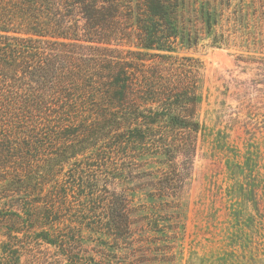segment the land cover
<instances>
[{"label":"trees","instance_id":"obj_1","mask_svg":"<svg viewBox=\"0 0 264 264\" xmlns=\"http://www.w3.org/2000/svg\"><path fill=\"white\" fill-rule=\"evenodd\" d=\"M200 43L264 65V0H0V264H87L83 230L130 242L129 190L181 189Z\"/></svg>","mask_w":264,"mask_h":264},{"label":"rangeland","instance_id":"obj_2","mask_svg":"<svg viewBox=\"0 0 264 264\" xmlns=\"http://www.w3.org/2000/svg\"><path fill=\"white\" fill-rule=\"evenodd\" d=\"M237 53L201 43L181 50L202 62L191 167L174 196L129 190L137 208L129 243L83 230L87 264H264V65ZM45 247L53 253L43 245L37 254Z\"/></svg>","mask_w":264,"mask_h":264}]
</instances>
